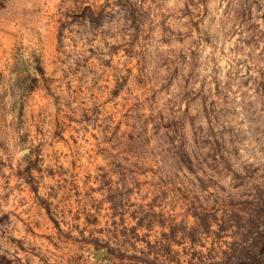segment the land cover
I'll use <instances>...</instances> for the list:
<instances>
[{"label": "rangeland", "instance_id": "374dc122", "mask_svg": "<svg viewBox=\"0 0 264 264\" xmlns=\"http://www.w3.org/2000/svg\"><path fill=\"white\" fill-rule=\"evenodd\" d=\"M105 241L264 264V0H0V264Z\"/></svg>", "mask_w": 264, "mask_h": 264}, {"label": "trees", "instance_id": "16d2710c", "mask_svg": "<svg viewBox=\"0 0 264 264\" xmlns=\"http://www.w3.org/2000/svg\"><path fill=\"white\" fill-rule=\"evenodd\" d=\"M143 220H141L140 222H138V226L136 228H132L131 229V236L135 234V238H138L137 234H136V230L138 228L140 229H144V230H150L152 227V220L153 218H151V216L149 214H143L142 216ZM117 236V235H115ZM129 236V237H131ZM119 243H121V247L118 248H122L125 246L126 243H129V240H121ZM146 245V250L150 249L149 246H147L148 244L146 242H144ZM261 243V242H260ZM97 248L100 249H104L105 250V257L106 259H108L110 262H114L116 264H153L150 260V255H149V251H145V250H136V247L134 244H131V246L133 247V251L134 253H132V255H128L127 250L123 249H118L116 248V250H113L111 248V242L110 241H105L102 244H95ZM249 253L246 252L245 255ZM138 254V256H137ZM251 254H248V258H250L251 260H253V256H250ZM152 260H156L155 258H152ZM240 264H251V263H240Z\"/></svg>", "mask_w": 264, "mask_h": 264}]
</instances>
